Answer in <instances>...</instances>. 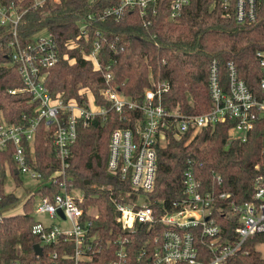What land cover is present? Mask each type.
Listing matches in <instances>:
<instances>
[{
	"label": "built area",
	"instance_id": "1",
	"mask_svg": "<svg viewBox=\"0 0 264 264\" xmlns=\"http://www.w3.org/2000/svg\"><path fill=\"white\" fill-rule=\"evenodd\" d=\"M44 1L34 0L33 6ZM51 1L58 4L61 0ZM189 2L169 0L168 19L176 20ZM258 2L212 0L209 10L217 5L224 17H233L237 24L248 25L257 19ZM157 3L158 0H118L114 5L89 13L79 23L76 37L66 41L64 48L78 47L80 40L89 39L90 27L94 24L107 20L118 22L129 11H137L145 19L148 10L155 13L153 6ZM24 13L25 10H20L16 4L0 5V27L10 31V61L22 83L21 88L9 92H26L31 101L37 103L35 116L23 123L0 121V172L4 170L6 177L12 178L15 189L20 190V194L12 192L19 202L0 210V232L5 219L24 215V204L34 198L31 212L34 222L30 232L38 242L33 245L30 262L10 260L3 263L0 258V264H89L99 255L100 260H105L102 264H225L229 257L243 249L249 237L264 233V163L254 166L251 200L226 201L230 207L228 211H224L220 203L227 193L214 195L206 190L190 160L182 175L180 199L165 204L149 197L156 178L157 148L165 143L167 133L178 138L188 131L228 124V143L245 142L250 131L264 120V51L255 53L262 73L261 98L248 89L231 62L226 65V78L222 81L217 61L213 60L207 74L211 106L203 113L185 114L178 108L166 109L163 96L170 91L167 80L154 81L140 99L111 85L99 92L104 104L97 103L87 87H81L77 97L65 101L60 94L52 97L44 86L45 71L60 59L54 36L42 30L21 38L18 25ZM144 24L150 25V21L144 20ZM93 34L92 51L82 53V58L92 63L94 71H99L98 52L102 43L114 54L123 49V44L117 36L107 39L100 30ZM61 58L70 64L75 62L67 54ZM110 68L111 64L103 75L107 84L112 78ZM109 111L126 126L114 128L109 136L106 168L128 182L129 189L117 197L110 185L98 188L108 192L114 213L113 227L108 230L110 237L105 242L107 251L102 252L106 249L97 244L98 232L93 229L98 209L93 205L87 209L82 207L83 193L73 185L68 170L78 127H86L94 120H105ZM40 123L50 131L54 157L59 164L46 179L28 164L26 155V149H32ZM261 152L264 155V140ZM7 153H10L9 158ZM9 159L22 186H17L10 175ZM217 181L221 183L219 177ZM31 182L34 185L29 186ZM53 187L58 188L57 193L51 192ZM42 189L47 192L44 196L40 195ZM215 211L236 224L233 240L222 237ZM35 246L39 250L36 251Z\"/></svg>",
	"mask_w": 264,
	"mask_h": 264
},
{
	"label": "trees",
	"instance_id": "2",
	"mask_svg": "<svg viewBox=\"0 0 264 264\" xmlns=\"http://www.w3.org/2000/svg\"><path fill=\"white\" fill-rule=\"evenodd\" d=\"M117 2L61 0L54 4L51 0H45L34 7V0H0V5L13 3L20 10H25L18 25L21 38L42 30L53 34L60 59L45 71L44 79V86L52 97L60 94L67 101L77 97L81 87H87L95 101L104 104L99 92L113 85L119 86L126 95L140 99L154 81L167 80L170 91L163 96L165 108H178L185 114H199L208 111L211 106L207 74L209 64L215 60L222 81L226 78V65L231 62L248 89L261 98L259 83L262 73L255 53L264 51V0L258 2L257 19L248 25L237 24L233 17H224L217 5L209 10L212 0H190L180 16L171 21L168 19L169 0H158L153 6L155 13L148 10L145 19L137 11H129L118 22L107 20L94 24L90 27L89 39L80 40L78 47L70 50L64 48L66 41L76 37L79 23L87 14ZM144 20H149L150 25H145ZM95 30L102 31L107 39L117 36L123 44V49L114 54L102 43L98 52L99 71H94L92 63L82 58V53L92 51ZM10 37L9 29L0 27V121L19 124L35 116L37 103L31 101L26 92H9L22 86L17 69L10 61ZM63 54L74 58L75 62L68 63L61 58ZM110 64L112 78L107 84L103 75ZM124 126L126 124L121 123L112 111H109L105 120H94L86 127L79 126L69 160L68 172L73 185L84 196L82 207L87 209L93 205L98 209L93 229L98 232L97 244L104 246V249L110 237L108 230L113 227L114 213L108 192L99 191L98 188L110 185L113 195L117 197L129 189L128 182L120 180L118 175H112L106 168L109 136L114 128ZM228 129V124H216L196 132L188 131L178 138L167 133L165 143L157 148L156 178L154 189L149 194L150 199L161 200L165 204L180 199L182 175L190 160L206 190L214 195L227 193L226 198L220 201L224 211L230 209L226 201H250L256 174L254 166L264 163L261 152L264 120H260L250 131L245 142L228 143ZM8 155L10 153L6 154L7 158ZM26 155L28 164L45 179L58 168L50 131L45 130L43 123L38 126L32 149H26ZM9 164L15 184L22 186L10 159ZM5 177L2 170L0 210L19 202L14 194L4 191ZM217 177L220 178V184ZM45 191L42 189L40 195L44 196L47 193ZM57 191V187L51 190L52 193ZM33 203L34 198H30L24 204V215L5 219L0 232V258L3 263L10 260L28 263L32 260L33 245L38 242L30 232L34 222L31 214ZM214 217L221 227L222 237L233 240L236 226L233 220H228L216 211ZM259 244H264V233L249 237L243 249L229 257L225 264H264V258L256 249ZM105 251L107 249L102 252ZM99 256H94L89 264H102L105 260H100Z\"/></svg>",
	"mask_w": 264,
	"mask_h": 264
},
{
	"label": "rangeland",
	"instance_id": "3",
	"mask_svg": "<svg viewBox=\"0 0 264 264\" xmlns=\"http://www.w3.org/2000/svg\"><path fill=\"white\" fill-rule=\"evenodd\" d=\"M32 185H34L33 182H31L29 184V186H32ZM4 191L6 193L16 192V194H20V190L15 189V185H14L12 178L10 176H7L5 181H4ZM256 249L260 252L261 256L264 258V244L257 245Z\"/></svg>",
	"mask_w": 264,
	"mask_h": 264
},
{
	"label": "water",
	"instance_id": "4",
	"mask_svg": "<svg viewBox=\"0 0 264 264\" xmlns=\"http://www.w3.org/2000/svg\"><path fill=\"white\" fill-rule=\"evenodd\" d=\"M34 248H35L36 251L39 250V249L37 248V246H35Z\"/></svg>",
	"mask_w": 264,
	"mask_h": 264
}]
</instances>
